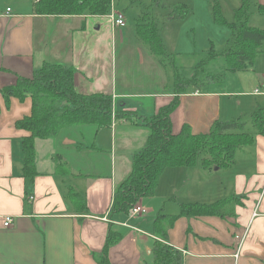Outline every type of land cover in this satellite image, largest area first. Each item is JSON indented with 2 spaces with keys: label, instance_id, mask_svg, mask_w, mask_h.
<instances>
[{
  "label": "crops",
  "instance_id": "0c3cea01",
  "mask_svg": "<svg viewBox=\"0 0 264 264\" xmlns=\"http://www.w3.org/2000/svg\"><path fill=\"white\" fill-rule=\"evenodd\" d=\"M0 1L4 4V0ZM10 3L12 7L7 6ZM258 3L264 4V0ZM3 4H0V264H103L98 259L110 225L124 233L109 250L112 264H151L154 242L158 239L153 230L158 212L175 214L180 203L217 200L205 192L206 170L201 161L191 167L166 168L155 195L142 199L146 208L142 216H111L115 186L130 173L132 157L145 146L149 134L138 117L136 121L114 119L111 126H71L54 137L36 139L39 175L31 187L23 177L22 138L27 132L19 129L16 122L32 113V100L13 96L7 101L3 88L16 84L20 76H31L45 62L62 63L76 69L77 91L110 94L115 109L134 110L143 117L169 104L177 95L175 88L133 90L127 76L119 77L113 56L119 40L123 61L134 59L147 69L161 66L149 46L140 41L136 23L131 28L136 41L126 49L130 40L127 32L131 29L126 30L127 25L113 26L107 15H39L35 13L34 0H5L7 7ZM148 4L146 0H130V4L113 0L116 11L131 7L129 15L134 20L146 6H151L156 19L164 15L166 20L170 17L169 23L178 20L171 17L168 5L162 7V2L154 4L153 0ZM191 4L196 3L193 0ZM189 16L183 20L195 17L194 13ZM99 19L106 21L103 24L95 21ZM178 47L179 42L174 51ZM259 55L253 67L241 72L243 76L236 88L214 84L202 90L191 87L178 94L180 103L171 114L173 131L177 133L184 124H189L196 133L207 132L219 119L250 116L257 104L264 103V94L255 93L258 88L264 90V68L259 65L264 48ZM157 79L159 84L163 83L161 78ZM246 148V155L237 156L228 168L233 179L227 196H245L244 205L234 207L236 215L181 216L168 230V242L181 253L182 264H264V135H257L255 143ZM59 162L67 164L68 173L57 171ZM71 189L85 196L87 214L69 198ZM4 216L14 217L11 227L4 226Z\"/></svg>",
  "mask_w": 264,
  "mask_h": 264
},
{
  "label": "trees",
  "instance_id": "16d2710c",
  "mask_svg": "<svg viewBox=\"0 0 264 264\" xmlns=\"http://www.w3.org/2000/svg\"><path fill=\"white\" fill-rule=\"evenodd\" d=\"M161 1L153 0V3L159 4ZM112 2L113 0H34V10L39 15L103 16L110 12ZM213 4L214 21L227 24L231 29V36L220 52L215 48L210 50L207 57L195 66L191 78H182L176 74L177 95L151 116L143 117L134 110L115 109L110 94L77 91L76 69L62 63L45 62L31 76H20L16 84L3 88L7 101L13 96L20 100L30 97L32 100V113L16 122L19 129L27 132L22 138V152L23 177L29 186L34 185L35 178L39 175L36 165V139L54 137L61 130L71 126H111L114 119L135 120L138 117L149 130L145 146L132 157L130 173L115 186L111 216L128 215L130 209L141 203L142 199L154 196L166 168L191 167L200 157L201 165L206 171L215 167L229 168L236 162L237 153L241 148L252 146L257 135H264V103L257 104L249 116L255 129L252 132L246 131L249 120H245V117L219 119L207 132L196 133L189 124H184L177 133L173 131L171 114L180 103L178 94L188 91L191 87L207 89L199 76L208 64L222 55L228 72H242L255 65L257 56L262 51L264 28L249 24V0H243L241 6L236 9L234 22L227 21L217 2ZM146 7L136 20V33L161 64L168 61L174 64L176 55L169 53L152 8ZM257 9L264 14V4H257ZM190 12L191 6L182 2L171 9L170 15L173 18H186ZM67 168V164L59 162L57 171L65 174L69 171ZM27 193L30 194L28 191ZM69 198L83 214L89 212L83 194L71 189ZM244 198L245 196L229 195L210 203H180V209L175 214L163 210L158 212L153 224L154 234L158 239L154 242L151 264H182L179 250L165 243L169 240L168 230L178 218L203 215L235 216L234 207L244 205ZM123 234L110 225L101 257L98 259L101 263L112 264L109 260V250L122 239Z\"/></svg>",
  "mask_w": 264,
  "mask_h": 264
},
{
  "label": "rangeland",
  "instance_id": "374dc122",
  "mask_svg": "<svg viewBox=\"0 0 264 264\" xmlns=\"http://www.w3.org/2000/svg\"><path fill=\"white\" fill-rule=\"evenodd\" d=\"M125 1L130 4V0ZM186 1L187 0H162L161 2L163 5L162 7L168 5L169 8L172 9L177 4H181ZM192 1L193 0H189V5L191 6V12L189 15L191 14L190 16H192L194 13L195 17L193 19L187 18V20H183L184 18H176L178 20L171 23L167 21L170 17L166 20L163 17L164 15L156 19L160 34L169 46V53L176 55L174 64L171 63L172 61H168L165 64H161L160 61H158L161 65L159 69L157 67L147 69L145 66L142 67L138 65L134 59H131L130 62L122 60L124 55L121 51L120 40L118 41L117 49L116 46L114 47L113 56L114 61H116L118 65L119 77L127 76L133 83V90L139 89L143 91H158L163 89H174L176 74H179L182 78H191L194 74L195 66L207 57L212 48H215L220 52L224 47V44L226 43L224 40L226 37L229 38L231 36V29L227 24H218L214 21L212 15V5H214V2H217L220 5L223 16L227 19V21L234 22L236 9L241 6L243 0H194L196 3L194 6L191 4ZM258 1L259 0H249V24L255 27L264 28V14H261L257 9V4H259ZM1 2L3 4V1H0V4ZM146 2H149L148 5H150L151 0H146ZM3 5L4 7L6 6L5 0ZM7 6L12 7V4L10 3ZM125 10L122 9L121 11L125 15L127 23L126 30H129L133 28L136 20L129 15V11H133L131 7L129 9L125 8ZM156 17L157 16H155V18ZM107 20L110 21L109 18H107ZM95 21L103 24V21L106 20L99 19ZM190 25L195 27L194 30L190 27ZM122 30L126 31L125 29ZM132 30L133 29L127 32L129 33L127 37L130 40L125 45L126 49L133 45L136 41V37L131 33ZM177 42H179V47L176 51H174L173 47L174 45L176 47ZM262 48H264V44ZM131 56L134 57L133 54ZM258 56L257 58H259ZM110 61L111 58H109V62ZM263 63L264 58L259 61V65L260 67L262 66V68H264ZM175 66L177 68H175ZM212 75H214L215 78L212 77ZM242 76L243 73L241 72H228L224 57L219 55L205 67V70L201 72L199 78L204 82L205 88H209L214 84H216V86L228 84L231 85V87L235 85L234 88H236V84L239 83ZM157 78H161L163 83L159 84ZM245 120H249L246 131H254L255 129L251 123L250 117H245ZM247 149L248 148L246 147L241 148L238 151L237 156L243 158L246 155L244 150ZM198 160L202 161V157ZM203 174H205L203 179L204 183L207 185L205 192L216 197L217 200L226 198L229 191L228 189H230L233 179L232 170L228 168L215 167L211 171L207 170L203 172Z\"/></svg>",
  "mask_w": 264,
  "mask_h": 264
},
{
  "label": "built area",
  "instance_id": "2783aa9c",
  "mask_svg": "<svg viewBox=\"0 0 264 264\" xmlns=\"http://www.w3.org/2000/svg\"><path fill=\"white\" fill-rule=\"evenodd\" d=\"M10 11V8L8 9ZM107 17L111 20V23L115 27H124L126 25L125 15L123 12H118L113 8V2L111 6L110 12L107 14ZM256 94H264V90L258 88L255 92ZM146 212V208L141 204L138 203L135 206H133L129 213V217H136V216H142ZM4 226L6 228H9L13 225L14 217L13 216H4ZM165 243L169 244L168 241H165Z\"/></svg>",
  "mask_w": 264,
  "mask_h": 264
}]
</instances>
